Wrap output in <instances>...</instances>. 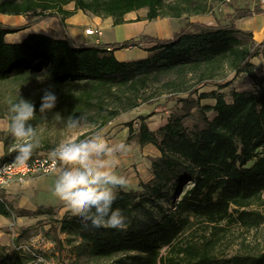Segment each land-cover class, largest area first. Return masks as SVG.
Segmentation results:
<instances>
[{
	"label": "trees",
	"instance_id": "trees-1",
	"mask_svg": "<svg viewBox=\"0 0 264 264\" xmlns=\"http://www.w3.org/2000/svg\"><path fill=\"white\" fill-rule=\"evenodd\" d=\"M212 1L224 0H0V15L37 14V23L59 17L61 33L60 39L29 34L10 43L7 36L34 23L0 22V118L8 115L7 100L18 94L36 106L31 122L36 131L51 125L56 113L62 121L82 116L103 128L151 98L186 95L177 101L180 111L155 130L148 129L144 118L136 129L127 123L129 138L139 146L154 147L158 157L151 163L147 182L118 191L113 208L127 217L126 230L94 228L71 210L53 219L50 207L34 212L13 209L0 198V216L6 219L49 217V225L44 224L48 229L41 226L33 235L41 234L53 245L48 254L23 250L20 242L34 228H21L10 248L0 247V264H32L30 253L53 264L50 261L66 248L70 264H264V252L217 255L223 226L247 229L264 223L262 216L249 210L264 196V73L255 75L250 63L264 43L255 45L250 33L234 26L235 20L250 14L237 12L227 25L189 23L169 39L143 35L113 44H77L64 23L75 11L110 18L114 26L140 10H147L146 21L180 19L207 13ZM70 3L74 10H64ZM129 48L144 50L148 57L128 62L115 58L114 52ZM225 71L245 74L253 88L231 91L230 102L216 91L194 98V86L198 89ZM38 77H43V83L34 87L39 91L27 96L26 88ZM46 89L57 101L43 117L39 107ZM204 99L214 105H200L198 100ZM188 118L194 121L189 128L184 124ZM0 142L4 147L0 162L15 161L14 138L1 133ZM52 150L42 143L30 160Z\"/></svg>",
	"mask_w": 264,
	"mask_h": 264
},
{
	"label": "rangeland",
	"instance_id": "rangeland-1",
	"mask_svg": "<svg viewBox=\"0 0 264 264\" xmlns=\"http://www.w3.org/2000/svg\"><path fill=\"white\" fill-rule=\"evenodd\" d=\"M208 5V12L202 15H186L182 16L180 19L157 18L153 21L144 20L147 10H140L130 15H125L124 19L126 21H129L127 23L137 22L138 20L146 21L145 23L128 24L121 29L107 28L102 31V34H104V40H110L113 42L122 35H126V37L130 36L129 38H132V36L137 34L135 33V31L139 27L140 29L149 32V35L147 36L157 39H166V36H168V38H171L174 32L179 31L189 23L198 22L201 24L212 26L227 25L231 18H233L237 12L250 14V16H243L242 18L234 21V26L237 29L249 28L253 21H257L258 23H260V25L264 24V0H224L223 2L212 1ZM67 6L69 7V9H71L72 7H74V3H70ZM37 20V14H29L26 16L0 15V22L8 26H23L27 23H34V26L38 24ZM50 20H54V23L58 25V20L60 19L59 17H50L42 21L48 22ZM245 32L250 33L248 31ZM261 32L264 38V28ZM100 39L101 38H99V40ZM252 41L255 43V45H263L264 43V39L261 43H257V41L253 39ZM263 48L264 46L259 49V54L252 57L250 60V63L254 66V74L257 76L262 75V73L264 72V54L262 52ZM42 83L43 79L37 78L36 81H33L32 86L26 88V90L30 92L27 96L32 97L33 94L38 92L39 90L36 91L34 87L36 85H41ZM8 87L9 86H6L5 88ZM252 88L253 83L251 79L245 74L237 75L232 72L225 71L223 76L205 83L198 89L194 86L193 89H196V95H193L194 98H196L201 93L216 91L219 94L224 95L227 102H230L231 91L240 92L250 90ZM7 90L9 91L10 87ZM185 97L186 95L172 96L170 94H163L159 97L151 98L145 104H142L139 108L134 109L130 112L120 114L105 127L99 128L98 125L95 124L94 128H85L77 135L83 138L84 135L89 134L92 131L102 129L111 142L123 141L130 145L131 151L126 157L122 158L121 164L117 171L125 175L129 179L130 186L127 190L137 189L140 183L146 182V180L150 177L151 163L158 157V152L154 147L149 145L139 146L132 136L129 138L127 123H132L133 129H136L140 118H144L146 119L145 122L148 129L155 130L159 126L165 124L167 118L171 114L180 111L181 103L177 101ZM198 103L202 106L214 105V101L211 99L198 100ZM207 116H211L210 112H207ZM184 124L189 128L194 124V121L192 118H188L184 120ZM37 134L40 136L41 141L42 143H44V145H49L53 149L59 143L68 139L70 136L68 129H66L63 124H58L56 121H54L47 127L39 129L37 131ZM71 138L75 139L76 136L73 135ZM38 156L50 158L46 153H40ZM252 163L253 162L248 163L247 167H250ZM51 176H53L52 173L40 176H30L27 177L23 183H9L4 188H0V198L11 205L13 209H17L16 200L10 199V196L5 193L6 190H10L13 187L18 189L23 188L21 190L24 191V187L26 186L25 184L28 180H39ZM53 177L51 178L52 180L54 179ZM44 197L51 200V203H53L54 205H57V207L55 208L51 207L54 211V215L52 217L53 219L61 218L63 213L67 212L66 209L63 210L62 206H64V203L53 195V191L46 192ZM54 197L55 201L52 199ZM261 201V203L253 205L249 210L257 212V214L264 218V196L262 197ZM69 210L70 209L68 208V211ZM48 220L49 217H22L6 219L0 216V247L10 248L14 239H16L17 235L19 234V230L21 228L32 227L34 229L30 231V236L20 242L21 248L25 251L26 249H31L35 253H50L53 249L52 243L49 240L45 239L41 234L37 236L33 235L35 232L40 231L41 226L43 227L44 231H46L48 229V226L44 224L47 223L49 225ZM219 237L220 239L217 247V255L219 256H230L235 253L264 252V223L259 225L257 228L247 229L239 225L229 227L223 226V232H220ZM70 258L71 256L69 254V249L66 248L63 253L58 256L57 259H53L50 262L53 264H70Z\"/></svg>",
	"mask_w": 264,
	"mask_h": 264
},
{
	"label": "clouds",
	"instance_id": "clouds-1",
	"mask_svg": "<svg viewBox=\"0 0 264 264\" xmlns=\"http://www.w3.org/2000/svg\"><path fill=\"white\" fill-rule=\"evenodd\" d=\"M43 79V77H38ZM57 97L46 89L41 97L39 112L45 114L56 106ZM8 115L0 118V131L16 141L15 164L27 167L34 150L42 147V141L33 124L36 119L34 102L21 98L8 99ZM44 117V116H43ZM54 120L68 129L70 136L50 153L51 173L54 175L53 195L63 202L74 216L94 228L126 230L127 217L121 209L113 208L119 190L130 186L129 179L117 169L122 158L131 151L127 143L111 142L102 129L92 131L81 138L85 128H94L84 117H68L62 121L59 113ZM75 135L76 138L71 137ZM34 256L32 264H48L43 256Z\"/></svg>",
	"mask_w": 264,
	"mask_h": 264
},
{
	"label": "crops",
	"instance_id": "crops-1",
	"mask_svg": "<svg viewBox=\"0 0 264 264\" xmlns=\"http://www.w3.org/2000/svg\"><path fill=\"white\" fill-rule=\"evenodd\" d=\"M66 11H73L74 7L69 9L68 6H65L63 8ZM135 13V12H133ZM132 13H129L127 15H130ZM29 15V14H27ZM37 19V18H36ZM125 23L119 26H114L113 21L108 18V19H100L98 17H93V16H88L84 15L80 11H75L74 15L65 19L64 23L67 27V31L70 35V37L77 43V44H91V43H99V44H113V43H121L130 39H136L140 36L143 35H149L148 31H144L140 29L139 27L135 31L137 33L136 35L132 36V38L126 37V35H122L118 39L114 40L113 42L110 40H104V34H102V37L100 40L96 41L92 37L85 36L83 34L84 29L88 28H97L100 29L101 31L107 29V28H117L121 29L122 27L128 25V24H134V23H145L146 21H138V22H130L126 21L124 19ZM264 28V24L260 25L257 21H253L251 23V26L249 28H239L241 31H248L252 34V39L257 41V43H261L263 38L262 30ZM175 33V32H174ZM173 33V34H174ZM29 34H41L45 36H49L55 39H60L61 38V33L58 28V25L54 23V20H50L48 22L46 21H41L38 22V24L32 26L31 28H28L26 30H23L17 34L14 35H9L6 37V40L10 43H18L21 40H23L26 36ZM166 39H169L168 36H166ZM15 38V39H12ZM129 38V39H128ZM114 56L117 60L122 61V62H128V61H135V60H141L145 59L148 57V53L145 52L144 50L137 49V48H129V49H123L117 52H114ZM131 57V58H130ZM264 73V72H263ZM262 73V74H263ZM1 133H5L3 131H0ZM4 154V147L3 144L0 142V159L2 158ZM54 176V175H53ZM47 177L44 179H31L26 182V186L24 187L25 190H21L23 188H13L10 190H6V194L10 196V199L16 200V208L17 209H22L25 211L29 212H34L37 210L39 207H57V205L51 203V200L46 199L45 193L52 191L53 189V184H54V179L55 177ZM54 178L53 180L51 178ZM151 178L150 177L146 180V182ZM53 200L55 199L52 198ZM55 201V200H54ZM63 210L66 209L68 211V207L64 204ZM64 214V213H63Z\"/></svg>",
	"mask_w": 264,
	"mask_h": 264
},
{
	"label": "built area",
	"instance_id": "built-area-1",
	"mask_svg": "<svg viewBox=\"0 0 264 264\" xmlns=\"http://www.w3.org/2000/svg\"><path fill=\"white\" fill-rule=\"evenodd\" d=\"M83 34L94 38L96 41L102 37V31L97 28L85 29ZM43 156H38L28 161L26 168L17 166L15 161L0 162V188H4L9 183H23L30 176L50 174L51 160Z\"/></svg>",
	"mask_w": 264,
	"mask_h": 264
}]
</instances>
